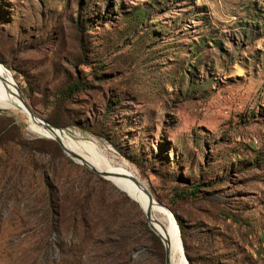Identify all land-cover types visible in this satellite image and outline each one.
Here are the masks:
<instances>
[{
  "label": "rangeland",
  "instance_id": "1",
  "mask_svg": "<svg viewBox=\"0 0 264 264\" xmlns=\"http://www.w3.org/2000/svg\"><path fill=\"white\" fill-rule=\"evenodd\" d=\"M0 64L146 185L188 264H264V0H0ZM3 111L0 264H164L137 202Z\"/></svg>",
  "mask_w": 264,
  "mask_h": 264
},
{
  "label": "bare ground",
  "instance_id": "2",
  "mask_svg": "<svg viewBox=\"0 0 264 264\" xmlns=\"http://www.w3.org/2000/svg\"><path fill=\"white\" fill-rule=\"evenodd\" d=\"M20 94L18 86L10 81L5 69L0 64V110L26 115L27 126L31 132L45 137L58 138L65 149L83 161V165L86 164L88 167L109 175L105 177L107 180L123 191L130 199L137 202L144 214L149 213V219H147L149 227L162 241L163 246H167L170 264H188L183 252L178 225L172 213L157 203L154 198L153 202L149 204L142 189L130 177L139 181L145 188H147L146 185L133 172L127 171L124 164L117 163L109 157L105 149L100 147L96 141L84 139L75 132L72 134L56 128L48 130L31 119L20 101ZM74 160L80 163L79 160Z\"/></svg>",
  "mask_w": 264,
  "mask_h": 264
},
{
  "label": "water",
  "instance_id": "3",
  "mask_svg": "<svg viewBox=\"0 0 264 264\" xmlns=\"http://www.w3.org/2000/svg\"><path fill=\"white\" fill-rule=\"evenodd\" d=\"M20 101L22 103V105L24 106V108L27 110V112L29 113L31 119H33L34 121L38 122L41 126H43L44 128L48 129V130H53V127L52 125H50L48 122H46L45 120H43L42 118H40L39 116H37L33 110L29 107V105L27 104V102L22 98L20 97ZM53 140H55L58 145L60 146V148L63 150V152L65 154H67L69 157H71L72 159H77L79 160V162L81 164H83V161L80 160V158L75 155L74 153H71L69 152L67 149L64 148V146L62 145L61 141L58 139V138H51ZM84 166H86L88 169H90L93 173L101 176V177H107L109 175H107L106 173H103V172H100V171H97L95 168H92V167H88L86 164H84ZM130 179L138 186L142 189L143 193L146 195L147 199H148V202L149 204H151L153 202V196L151 195V193L149 192V190L145 187H143L141 185V183L135 179H133L132 177H130ZM146 218L149 219V213H146ZM164 247V264H170V259H169V250L167 248V246H163ZM186 257V256H185Z\"/></svg>",
  "mask_w": 264,
  "mask_h": 264
},
{
  "label": "trees",
  "instance_id": "4",
  "mask_svg": "<svg viewBox=\"0 0 264 264\" xmlns=\"http://www.w3.org/2000/svg\"><path fill=\"white\" fill-rule=\"evenodd\" d=\"M83 86L80 84L79 80H76L75 82L71 83L70 85H68L65 89H63L62 91H60L59 93L61 95L63 94H68L71 95L74 92L78 91L80 88H82ZM48 123L52 124L53 126H57L55 123L50 122L49 120H47ZM198 185H193L192 189L190 190L189 194L194 196L195 194L198 193ZM184 244V243H183ZM185 247V244H184ZM186 249V247H185Z\"/></svg>",
  "mask_w": 264,
  "mask_h": 264
}]
</instances>
